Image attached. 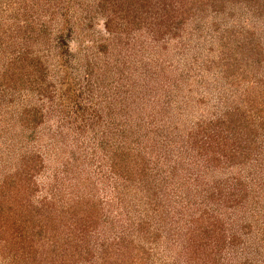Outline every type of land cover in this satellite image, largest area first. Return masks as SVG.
<instances>
[{
    "label": "trees",
    "instance_id": "obj_1",
    "mask_svg": "<svg viewBox=\"0 0 264 264\" xmlns=\"http://www.w3.org/2000/svg\"><path fill=\"white\" fill-rule=\"evenodd\" d=\"M198 1L94 0L83 6L80 0H19L0 21V100L9 99L7 111L0 112V140L15 133L36 140L18 167L9 157L10 142L0 156L9 169L0 179V245L18 248L11 263L2 256L0 264H152L156 258L167 264L174 257L183 258L181 264H227L239 244L242 264L264 263L262 256L255 260L251 246L244 247L254 233L247 211L253 205L264 209V101L245 117L215 106L209 107L213 113L205 106L191 109L188 119L199 116L184 124V107L172 93L202 78L187 69L174 76L167 55L155 60L166 37L183 41L182 17L192 15ZM80 8L83 16L76 18ZM95 17L103 21L104 34L82 47L92 37L82 24L90 28ZM159 19L166 27L156 44L138 50L140 64L131 62L130 35L139 28L146 34ZM241 38L248 37L234 39L236 48L230 45L219 61L225 75L238 74L236 60L246 59ZM73 39L77 50L70 47ZM249 40L256 43L253 34ZM75 65L84 69L78 81ZM250 78H241L242 86ZM182 102L188 107L189 98ZM255 115L261 116L258 131L248 126ZM48 118L55 127L47 131ZM71 153L78 155L72 166L54 174L68 175L63 209L55 189L60 182L39 179L47 170L45 159ZM161 166L180 173L178 182H152L154 167ZM242 210L238 232L231 217Z\"/></svg>",
    "mask_w": 264,
    "mask_h": 264
},
{
    "label": "rangeland",
    "instance_id": "obj_2",
    "mask_svg": "<svg viewBox=\"0 0 264 264\" xmlns=\"http://www.w3.org/2000/svg\"><path fill=\"white\" fill-rule=\"evenodd\" d=\"M18 1L19 0H0V21H4L6 16L12 15V10L14 7L18 6L19 3ZM222 1L223 0H199L198 1L199 5L193 6L192 9L190 10L192 15L188 17L186 16L182 17L184 23V25H182L184 29L183 41H179V39H177V36L173 35L171 36L172 38L169 37L170 39H168L167 37H166L167 40L163 39L166 41V43H163L161 45V47H163L161 48V51L158 48L159 46H155V47L152 46L153 50H156L158 48V50L156 51V58H155L156 61L161 57V54L167 55V58H169V61L167 62L171 64L170 69H175L173 71L174 76H178L180 72L185 71V69H187L189 72L190 71L192 72L191 74H195L198 79L202 78L200 84H197L196 82V85L193 84V85H189L188 87L185 86L186 88L184 90L175 89L174 92L172 93L174 95L177 94V96H179L178 97L179 100L178 103H180L179 107L183 106L185 111L181 113L179 117V113H178L179 107L174 106V109L173 111H171V113L173 115L175 114L176 118L179 117V122H181V120L182 122H185L184 124H188L189 119L191 120L193 117L198 118L199 116L196 114L194 116L191 115L189 116L188 119L186 113L189 110L191 111V109L192 110L197 108L201 109V107L205 106L208 112L213 113L212 109L209 107L215 106L216 111L218 110L217 108H220L221 110L231 109V110H235L236 114L238 113L242 117L243 116L245 117L247 116L246 114H250L253 109L258 111L262 106V102L264 101V84L262 82V80H264V0H228L224 2ZM80 2L81 4H83V6L87 4L93 5L94 0H80ZM81 13H82V9L80 8V10H77L76 18H79L80 15L83 16V14ZM86 24L88 23L85 21V23L82 24V27L83 29H86L88 34L91 35L92 37H89L88 42H84V43L81 42L82 47L88 45L91 46L90 43L93 40H95L98 37H102L104 34L103 21L99 20L98 18L96 19L95 17L93 19L91 26H89L90 28H87L85 26ZM150 24H155L156 27L150 29L149 31H146V34H144L142 28H139L140 31L139 33L133 31L132 34L130 35V40H129L130 45L132 44L134 49L131 52H129L128 55L131 56L130 59L131 62L133 63L136 62L140 64L141 60H138L137 57L138 50L142 51V49L146 50L147 48H149L150 50L151 45L156 44L159 38L158 36L161 34L160 28L166 27V24H164V22H162L161 19H159L156 23H153V21H151ZM229 30H231V32L236 34L234 35L231 33L232 36L228 37L227 34ZM238 31L239 33H237ZM65 33L66 30L64 31V34ZM176 34L178 35V32H176ZM250 34H253V37L256 40L255 44L249 45L251 43V41L249 40ZM240 36L248 37L247 39L241 38L240 41L244 39L241 47H243L244 49L243 53L247 51L245 57L247 60H249L250 69L249 68L247 69L245 67L246 59L245 61H239L237 59L236 61L241 62L237 68V71L239 70L240 72L236 74V71H233V73L230 71L227 75H225V73H223L221 70V65L219 64V61L220 59H222L227 55V52L228 53L231 52L230 50L226 52V49H228L230 45L234 49L236 48V46L232 45L231 43H233L232 41H234V39L235 40L240 39ZM161 38H164V36ZM73 40H74L73 42H70V47L72 50L75 49L77 50L78 42L75 39ZM256 44L258 46H255ZM90 49L93 48H89L88 50L90 51ZM88 50H86L87 54H89ZM149 50H147V52H150ZM78 51L80 52L79 55L82 58L83 50L80 49ZM237 52H240L239 49ZM211 57H214V61L210 60ZM217 61L218 64L216 63ZM76 65L73 67L72 70L75 75L76 81H78V79H80L79 77L81 74L80 71L83 72L84 69L80 68L79 71L77 70ZM25 68L28 69L29 65L26 64ZM200 72L205 74V80ZM247 77L249 78L251 77V78L249 79L248 82L246 81L244 86H242V81H240V79L244 78L246 80ZM252 77L255 78L254 81L252 80ZM51 79H55V77H51ZM7 85L8 83H6V86ZM21 86L22 89L23 85L21 84ZM3 87L7 88L4 86V84ZM4 98L5 97H2L0 100L2 106L4 107V108L0 107V112H2V115L7 111V108L5 107V102L9 100ZM165 98L167 100L166 106L169 108L171 104V100L167 97ZM187 98H189L188 107H187V103L183 104L182 102V101L184 102L187 101ZM201 100H203V103H201ZM182 110L183 109H181V111ZM1 117L2 116H0V119ZM260 117L261 116L255 115L252 121L250 122V124L248 125L250 126L252 131L254 130L258 131L256 128L260 126V120H259ZM52 122H54L52 118L51 119L48 118L47 120H45L44 126H46L47 131L55 127V126H51ZM260 134L261 133L259 131L257 137H259ZM20 141H22L21 142L22 144L20 143ZM35 141L36 140L28 142L26 137L21 136V134L19 135V133L17 134L15 133V135L10 138L5 137L2 140H0V156L4 154V152H2L3 150H5L4 144H8V142H10L9 144L13 145L10 146L14 148H11V152L9 151V157H11L13 160L12 165L15 164V166L18 167L20 165V162H22L21 157L27 155V153L31 151L30 150L31 146L34 147L36 146ZM17 143L22 145V147H19V145L18 146L15 145ZM24 143H31L32 145L28 146L27 144V146H25ZM72 143L74 142L70 138L67 143L68 150H71L70 148H72L71 146L73 145ZM37 147L39 148V146ZM43 149L44 148H42V150ZM61 149L62 147H58V151L61 152ZM21 152L24 153L27 152V153L22 154ZM66 155H67L66 158L60 157V159H55L52 156L50 158L45 159L44 162L47 165L48 171L46 170L45 175L39 179L41 181L43 180L44 177H46L48 178V180H55L57 184L60 182L59 189H57L56 187L55 189L57 190V192L59 190L57 199L58 202H60L59 206H62L63 209L67 207L65 204L68 203L67 202L68 197L62 195L64 194L63 191L64 182L67 179L68 175L66 177V175L64 176V174H61L55 178L54 174L57 172V170H60L61 168H63V170L65 171L68 166L69 167L72 166L74 159L78 158V155L76 153L73 155L72 153ZM2 162L3 160L2 158H0V179L6 177L7 176L6 172L9 171V169L6 168L7 167L6 164H2ZM254 166L257 167L256 165ZM85 167L87 170L88 166ZM154 169L155 170L150 176V180L154 183L157 184L171 183V185H174V183L178 182V180L180 179L179 178L180 173L178 172L174 173L173 168L171 169V171L167 170L166 166L154 167ZM108 172H109V167H108ZM101 182H103V180H101ZM46 183L47 182H45V184ZM139 184L141 188L146 187V184L144 186L143 182ZM124 190L126 192V189ZM42 191L44 190L42 189ZM59 195L61 196L62 200L59 197ZM148 199H152V198L147 197V200ZM260 200L263 201V208H264V195L263 198ZM251 206L252 203H250L249 207ZM241 208H243V206H241ZM251 208H254L253 209L254 211L253 210L251 212L247 211V213L252 215V217L249 216V220L253 222L251 223V226H252V232L254 233L253 236L251 235L250 238H246V240L244 241L246 245L244 247L247 248L249 246L252 247L253 250H251V252L253 251L252 254L255 255V260H258L261 256L264 260V209L260 207H257L256 209L254 205ZM243 218H245L243 210L241 212L236 213V215L233 214V216L231 217V219H233L234 221V225L238 228V232L242 224ZM258 227H260L262 230ZM22 230L26 234V230L23 228ZM23 235L24 234L22 231L18 233V237L20 238V240H22ZM27 235L28 234H26L25 237ZM26 242H29V240ZM179 242H181V240ZM240 248H242V244H239V246L236 249L232 250L231 253L232 256L229 255L227 264H242V262L246 260L245 259L246 257H244V253H242ZM20 249L21 247H19V250ZM15 251L17 253L18 248L13 243L9 242L8 245H4V246L0 245V260L1 257L4 256L6 259L9 260V263H11V259H14L13 253ZM257 251L261 252L262 255L256 253ZM173 252L175 253L176 251ZM250 257L252 256L248 255V258ZM182 259L183 258L179 259L178 257H174V258H170L165 262H167V264H181L183 261ZM159 262L161 264L164 263L160 261L158 258H156L154 263L152 264H159ZM256 263L264 264L255 261V264ZM92 264H98V263H92Z\"/></svg>",
    "mask_w": 264,
    "mask_h": 264
}]
</instances>
